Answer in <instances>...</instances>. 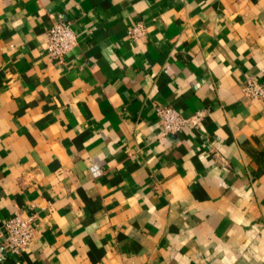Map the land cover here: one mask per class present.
Returning a JSON list of instances; mask_svg holds the SVG:
<instances>
[{
    "label": "crops",
    "instance_id": "0c3cea01",
    "mask_svg": "<svg viewBox=\"0 0 264 264\" xmlns=\"http://www.w3.org/2000/svg\"><path fill=\"white\" fill-rule=\"evenodd\" d=\"M72 23L65 66L48 32ZM143 24L138 40L129 32ZM264 0H0V264H264ZM192 120L163 136L157 108Z\"/></svg>",
    "mask_w": 264,
    "mask_h": 264
},
{
    "label": "built area",
    "instance_id": "2783aa9c",
    "mask_svg": "<svg viewBox=\"0 0 264 264\" xmlns=\"http://www.w3.org/2000/svg\"><path fill=\"white\" fill-rule=\"evenodd\" d=\"M144 33L143 24H137L129 32L135 40L142 38ZM78 36L69 21L59 20L53 24L48 32V54L55 64L65 66L68 63L69 54L79 44ZM244 91L252 99H262L264 98V83L250 79ZM157 116L160 119L163 136L178 133L192 121L167 105L157 108ZM35 219L36 216L23 218L17 214L4 223L3 230L0 232V242L12 256H20L35 239Z\"/></svg>",
    "mask_w": 264,
    "mask_h": 264
}]
</instances>
